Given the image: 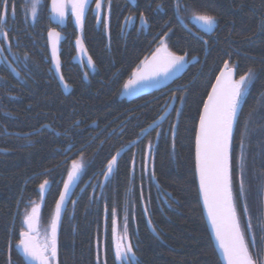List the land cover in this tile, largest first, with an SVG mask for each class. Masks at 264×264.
I'll return each instance as SVG.
<instances>
[{"label": "trees", "instance_id": "16d2710c", "mask_svg": "<svg viewBox=\"0 0 264 264\" xmlns=\"http://www.w3.org/2000/svg\"><path fill=\"white\" fill-rule=\"evenodd\" d=\"M110 4L109 11L104 0L100 21L89 13L84 34L76 20L69 19L68 46L61 54L62 84L50 68L47 47L39 46L34 78L0 89V137L7 131L22 138L20 144L13 137L5 141L11 155L0 156V264H25L15 249L24 222L22 208L28 199L41 203L39 186L44 180L53 185L55 195L50 194L41 215L40 239L50 232L72 170L70 157L83 167L74 203L64 218L58 264H98V254L99 264H104V256L106 264H118L113 219L122 234L125 215L138 264H222L202 212L195 148L199 116L225 63L235 68L237 79L249 69L255 72L241 103L234 155L239 152V136L246 132L247 204L256 233L253 248L260 245L256 225L264 219V0H110ZM200 14L216 17L214 35H201L192 25ZM141 15L148 20L142 29ZM130 16L135 19L126 22ZM47 24V19H38L34 30L39 43L45 42ZM75 34L84 48L78 65L73 63L78 57L72 43ZM165 37L171 52L189 57L184 77L161 92L121 101L133 73ZM173 105L171 115L160 124ZM155 124L157 128L123 156L103 187L111 158ZM149 144L147 181L139 167L144 168L140 161H146ZM244 220L241 213L242 225Z\"/></svg>", "mask_w": 264, "mask_h": 264}, {"label": "snow or ice", "instance_id": "6c2138e0", "mask_svg": "<svg viewBox=\"0 0 264 264\" xmlns=\"http://www.w3.org/2000/svg\"><path fill=\"white\" fill-rule=\"evenodd\" d=\"M97 13L102 10V0H93ZM89 0H51V11L61 21L67 18L69 10L75 17L76 23L81 31L84 27L85 9ZM40 0H32L30 5L31 19L37 20L38 6ZM163 7L157 5V8ZM176 7L181 6L177 3ZM111 4L108 0V9ZM15 14V4L13 0H2L0 3V16L7 17L9 11ZM135 19L126 18L127 21ZM195 19L200 21L207 31H212L217 26V19L213 15L200 14ZM143 25L148 24L146 17H139ZM5 39L7 32H2ZM53 38V56L56 59V69L59 71L60 61L57 55L56 45L60 39V33L53 29L48 33ZM166 37L161 40L160 47L153 54L151 60L145 59L143 71L137 70L133 73L135 79H130L125 88L153 78L168 76L179 71L187 63L186 55H176L168 49ZM77 45L83 51V42L78 39ZM10 46V45H9ZM2 50V46H0ZM92 64L91 57L87 61ZM94 66V65H93ZM226 71L220 73L216 79L215 86L212 87L208 95V101L203 106V114L199 116V131L196 136V170L199 174V188L203 194L204 205L208 210L213 230L223 252L226 264H264V219H259L256 227L260 229L261 243L256 245V233L253 231L252 217L247 204V191L245 186L246 159L244 156V138L246 132L239 136L237 143L239 152L234 155V133L236 132L237 118L240 113L241 102L248 92L249 86L255 79V72L249 69L247 74H242L239 79H235V68L225 63ZM61 80L63 77L61 76ZM65 87H68L65 84ZM163 119V117H161ZM151 152V144L148 145ZM113 156L107 164V172L111 174L117 166V157ZM133 171L135 160L132 161ZM83 165L80 162H73L72 172L69 174L68 183L64 185V193L60 196V202L56 205L55 218L51 221L50 232H46L43 240L39 238L37 230L39 222L38 207L33 208L32 213L24 219L27 230L22 231L18 247L23 254L35 264H58L57 233L60 222V213L66 199L69 187ZM154 175V172L152 173ZM234 175L236 189L234 191ZM108 177L106 176L105 179ZM48 180L40 184L41 191L46 189ZM264 193V189H261ZM264 200V196H262ZM239 201V210H238ZM147 212V207H145ZM241 213L245 220L242 225ZM115 217V210L112 213ZM264 215V213H262ZM127 215L123 225L122 234L118 231L119 225L113 219V231L116 233L115 258L121 264H138L133 245L128 236ZM151 223V220H149ZM100 257L97 255L99 264ZM106 264V261H105Z\"/></svg>", "mask_w": 264, "mask_h": 264}, {"label": "flooded vegetation", "instance_id": "af4514ba", "mask_svg": "<svg viewBox=\"0 0 264 264\" xmlns=\"http://www.w3.org/2000/svg\"><path fill=\"white\" fill-rule=\"evenodd\" d=\"M0 3H2V0H0ZM13 3L15 4V14L13 15L10 10L6 18L0 16V46H2V50H0V89L4 88L5 86L12 85V84L20 85L24 81H27V78L29 77L34 78V75L32 73L38 69L37 49L39 46H46L48 54H49L48 33L52 31L53 29H55V31L59 32L64 37V40L61 43V54H62L63 49L66 46H68L67 45V42H68L67 41V37H68L67 29L70 24L69 19H75V17L71 13V10H69L67 18L65 19L64 28H60V27L53 25L50 20L52 19L51 0H40V4L38 6L37 20L33 22L31 19V14H30L31 13L30 5L32 3V0H13ZM129 3H132V0L129 1ZM94 8H95V2H93V6L91 10L89 11V13L93 12L97 16V19L100 21L104 13V0L102 4L101 14L94 12ZM38 19L48 20V24H47L48 31L47 33L42 34L43 37L46 36V39H45V42L42 41L41 43L38 42L37 40L38 33L34 30L37 25ZM2 32L8 33L7 39L4 38ZM197 32L203 35L198 30ZM77 38L78 37L75 34V38L73 39L72 43H73V46L78 49V57L75 60H73V63L78 65L82 61V53H80L81 52L80 46L77 45L76 43V41L78 40ZM50 68L52 70V63L50 65ZM1 112H0V115L2 116L3 114H1ZM3 132H4L3 134L5 135H3V137H0V156L6 157V156H10L11 152L5 149L7 147L5 141L13 137L16 139L15 141L18 144L19 143L18 141L22 138H21V135L19 134L14 133V135H11L7 133V131H3ZM68 153L69 151H67L66 154ZM149 158H150V152L148 151L146 161H142L140 159L141 160L140 166L144 165V168L142 169L139 167V171H141L142 177L145 179L148 178V170L150 167ZM68 161L72 164L74 161L73 157H70ZM47 186H48L47 190H45V192L43 191L42 193L43 198L40 204L37 201L28 199L22 208V221H24L26 216L32 213L33 208L38 207L39 222H38L37 230L39 229L41 215H43V212H44L43 210H45L47 207V201L48 199L52 198V197L50 198V194L55 195L54 193H52L53 185L48 184ZM84 190H86V188ZM74 197H73L71 204L74 203ZM25 230L26 229L24 228V222H23V225L21 224L20 229H19V234H18L19 240L22 238L20 236V233ZM18 244L19 242L16 244L15 249L17 248Z\"/></svg>", "mask_w": 264, "mask_h": 264}, {"label": "water", "instance_id": "95a60500", "mask_svg": "<svg viewBox=\"0 0 264 264\" xmlns=\"http://www.w3.org/2000/svg\"><path fill=\"white\" fill-rule=\"evenodd\" d=\"M126 1H131V0H126ZM102 4H103V0H102ZM93 6V0L89 1L88 3V6L86 7L85 9V20H84V27H83V30L81 31L82 34L84 33V29H85V24H86V20H87V17H88V14H89V11L91 10ZM94 12H96L95 8H94ZM97 13V12H96ZM101 14V12H99ZM51 16H52V19L51 22L53 25L57 26V27H60V28H64L65 27V19L63 21H61L58 17H56L52 11H51ZM192 25L196 27V29L201 32L202 34L206 35V36H212L215 34L216 32V27L212 30V31H207L206 30V27L198 20H193L192 21ZM142 28H146V25H143L141 24V29ZM108 38H109V34H108ZM64 40V37L60 34V39L56 45V48H57V55L59 57V61H60V68H59V71H57L56 69V59L55 57L53 56V38L52 37H49L48 35V48H49V54H50V58H51V63H52V70H53V74L55 76V78L57 79V81L62 84L63 83V80H61V64H62V61H61V43L62 41ZM153 56V55H152ZM152 56H150L148 58V60L150 61ZM186 60H187V63L184 65L183 68H181L179 71H176L172 74H169L168 76H163L161 75L160 77H157V78H153V79H150V80H145V81H142L141 83L139 84H136V85H133L131 88H125L123 89L122 91V94H121V97H120V100L121 101H127V102H133L135 100H138L140 98H143V97H147V96H150V95H153L155 93H158V92H161L167 88H169L170 86H172L175 82H177L178 80H180L181 78L184 77V75L186 74L187 70H188V67H189V64H190V61H189V57L186 56ZM196 61H192L191 64H195ZM143 65H144V62L141 64L139 70L143 71ZM223 71H226L225 68L222 69L221 72ZM137 72V71H135ZM134 72V73H135ZM220 72V73H221ZM220 76V74H219ZM218 76V77H219ZM217 77V78H218ZM235 79H237V73H236V70H235ZM131 79H135L134 76H132ZM128 84V82H127ZM216 84V81L214 83L213 86H215ZM211 93V92H210ZM208 101V99H207ZM206 101V103H207ZM242 103V102H241ZM173 107L174 105L169 109V111L164 115L163 119H161L159 121L160 124H163L167 118L171 115L172 113V110H173ZM241 109L242 107H240V113H241ZM240 113L238 114V118H239V115ZM202 114H203V111H202ZM201 114V115H202ZM237 118V120H238ZM157 128V124L153 125L145 134L144 136L142 137V139H140L139 141L133 143L131 146L125 148L123 151H121L119 153V156L117 157V166L114 167L113 169V172L111 174L107 173V179H104V184H106L114 175L117 167H118V164L121 160V158L127 153L129 152L132 148H134L135 146H137L142 140H144L148 135H150V133H152L155 129ZM45 130H48V131H51V129L49 127H45L44 128ZM198 131H199V125H198V130H197V134H198ZM41 132V131H40ZM39 132V133H40ZM38 134V133H36ZM197 136V135H196ZM29 136H23V138H27ZM195 162H196V148H195ZM72 172V170H71ZM70 172V173H71ZM69 177V176H68ZM79 182H80V171L78 173V175L75 177V179L73 180V182L71 183L70 187H69V190H68V193H67V196H66V199L64 201V204H63V207H62V210H61V213H60V222H59V227H58V233H57V251H58V259H59V246H60V236H61V230H62V226H63V222H64V218H65V215H66V212L73 200V197L77 191V188H78V185H79ZM196 182H197V186H198V191H199V197H200V203H201V207H202V212H203V216H204V219H205V222H206V225H207V228H208V231L210 233V236H211V239H212V242L214 244V247H215V250L221 260V263L222 264H226V261L224 260V256H223V252L222 250L220 249V246H219V243L217 242V239H216V236H215V233H214V230H213V226H212V223H211V220L209 218V215H208V210L207 208L205 207L204 205V199H203V194L200 192V188H199V174L196 170ZM68 183V178L65 182V184ZM47 187L46 186V189L47 190ZM44 190V192H45ZM64 193V188L62 190V193L61 195ZM60 195V196H61ZM60 202V198L57 202V204ZM55 214H56V209H55ZM55 214H54V218H55ZM53 218V219H54ZM24 228L27 230V226L24 224ZM37 228H38V224H37ZM150 229L154 235V237L158 238V235L156 233V231L154 230V228L151 226L150 224ZM16 251L19 253L20 257L22 258V260L24 261L25 264H35V262L31 261L28 257H26L23 252H22V249L20 247L17 246L16 248ZM104 255H105V252H104ZM118 263L120 264V261L117 260ZM104 264H105V256H104Z\"/></svg>", "mask_w": 264, "mask_h": 264}, {"label": "rangeland", "instance_id": "374dc122", "mask_svg": "<svg viewBox=\"0 0 264 264\" xmlns=\"http://www.w3.org/2000/svg\"><path fill=\"white\" fill-rule=\"evenodd\" d=\"M90 1V0H89ZM67 91L66 92H69L70 91V88L69 87H67V89H66Z\"/></svg>", "mask_w": 264, "mask_h": 264}, {"label": "bare ground", "instance_id": "6f19581e", "mask_svg": "<svg viewBox=\"0 0 264 264\" xmlns=\"http://www.w3.org/2000/svg\"><path fill=\"white\" fill-rule=\"evenodd\" d=\"M203 35H204V34H203ZM204 36H206V35H204ZM207 37H208V36H207ZM122 158H123V157H122ZM122 158H121V159H122ZM69 159H70V158H69ZM63 224H64V223H63Z\"/></svg>", "mask_w": 264, "mask_h": 264}]
</instances>
